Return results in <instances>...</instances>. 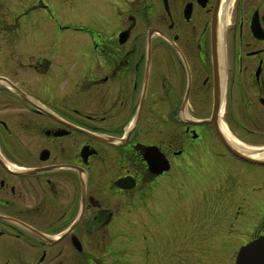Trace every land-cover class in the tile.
<instances>
[{"label":"flooded vegetation","instance_id":"obj_1","mask_svg":"<svg viewBox=\"0 0 264 264\" xmlns=\"http://www.w3.org/2000/svg\"><path fill=\"white\" fill-rule=\"evenodd\" d=\"M76 1L91 38L26 32L21 16L0 35L16 48L0 73V264L99 263L118 196L237 161L224 128L264 148V0ZM156 155L168 171H152ZM239 177L229 201H247ZM253 201L209 232L234 248L232 264L264 237V196Z\"/></svg>","mask_w":264,"mask_h":264},{"label":"rangeland","instance_id":"obj_2","mask_svg":"<svg viewBox=\"0 0 264 264\" xmlns=\"http://www.w3.org/2000/svg\"><path fill=\"white\" fill-rule=\"evenodd\" d=\"M39 1L0 0V35L4 32V28H7V33L17 32V23L14 22L16 15L31 4L38 5ZM45 1L49 4L50 10L46 11L41 7L34 10L29 17L20 20L23 23V29L31 23L35 24L36 31L37 23H41V28L47 29L45 27L47 25L48 31L54 37L63 38L68 42H80L81 38H91L89 34L86 35L84 29L85 25L88 26L90 23L88 19L84 18L85 11L72 12L71 0ZM73 1L75 4L78 3L76 0ZM44 19L46 24L43 25ZM96 30L99 29L96 28ZM33 32L34 29H31L30 33ZM1 43L0 73H4L6 66L2 62L12 63L9 54H11L10 51H16V48L13 47V41L10 46L13 48L8 46L1 48L4 45L3 42ZM69 47L78 48L79 46L69 44ZM30 50L32 53V49ZM30 53L25 52L28 56H31ZM217 150L219 151V149ZM241 164L239 162L225 166L221 163L213 164L212 169L217 168L215 172H212L210 168L200 167L198 173L195 171L197 174L189 176L191 181L202 178L198 182L201 184L195 192L190 189L191 183H188V178L178 174L166 181L162 189L154 190L155 196L148 202L143 199L130 204V202H124L123 196H118L117 198L121 199V208L125 209V212L116 220V241L114 240L116 243L106 237L105 248H107L102 250L101 264H232L234 248H222L221 244L216 243L217 241L213 242L214 234L211 236L209 232L219 226L228 229V224L232 219L233 214H229L228 223L225 225V215H221L217 211L220 208L226 211L231 205L228 188L223 184L229 180L226 177L240 176L238 181H247L249 190L248 193L245 191L243 193L250 200L262 198L264 195V166ZM220 165L226 169H222ZM202 168L203 170H201ZM219 169L220 171H217ZM212 173H216L220 177L214 179ZM238 188L236 187L241 194V188L239 190ZM234 191L235 188L232 192ZM218 193L223 197H217ZM187 195L194 196V198L186 203L187 200L183 201L182 198ZM135 202H137L136 207H134ZM173 202L177 203L175 209L170 208ZM238 206L239 202L237 201L234 208L236 209ZM246 207L251 209L252 205L246 204ZM163 212L167 215H163ZM155 217L161 219L156 225L150 223ZM120 218H126V220L121 221ZM212 218L217 219L214 226L211 223ZM198 235L200 238L196 239ZM90 251V254L101 256L96 250L90 249Z\"/></svg>","mask_w":264,"mask_h":264},{"label":"water","instance_id":"obj_3","mask_svg":"<svg viewBox=\"0 0 264 264\" xmlns=\"http://www.w3.org/2000/svg\"><path fill=\"white\" fill-rule=\"evenodd\" d=\"M241 156L247 158L244 155ZM237 264H264V244L262 241L257 240L243 247L238 256Z\"/></svg>","mask_w":264,"mask_h":264},{"label":"bare ground","instance_id":"obj_4","mask_svg":"<svg viewBox=\"0 0 264 264\" xmlns=\"http://www.w3.org/2000/svg\"><path fill=\"white\" fill-rule=\"evenodd\" d=\"M223 31V23H220V32ZM225 130V135L227 137V139L233 144V145H236L237 147L243 149L244 151H246L248 153V155L252 156V157H256V158H264V150H256V149H251V148H247V147H244L243 145H241L239 142H237L235 140L234 137H232L228 131H226V129L224 128ZM224 248V246L222 247Z\"/></svg>","mask_w":264,"mask_h":264}]
</instances>
